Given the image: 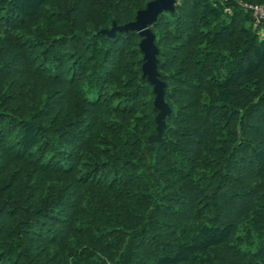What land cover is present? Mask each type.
Listing matches in <instances>:
<instances>
[{
	"label": "trees",
	"instance_id": "trees-1",
	"mask_svg": "<svg viewBox=\"0 0 264 264\" xmlns=\"http://www.w3.org/2000/svg\"><path fill=\"white\" fill-rule=\"evenodd\" d=\"M0 0V264H264V0Z\"/></svg>",
	"mask_w": 264,
	"mask_h": 264
},
{
	"label": "water",
	"instance_id": "water-1",
	"mask_svg": "<svg viewBox=\"0 0 264 264\" xmlns=\"http://www.w3.org/2000/svg\"><path fill=\"white\" fill-rule=\"evenodd\" d=\"M178 2L179 0H152L147 4L146 8L138 10L134 21L118 25L114 20L111 28H103L94 33V35L102 34L115 37L118 32L137 31L142 37L139 44L144 55L142 77L143 79L146 78L153 85L155 93L154 106L159 110L155 118L157 124L156 132L148 137L145 156H148V153L163 139L167 126V119L172 113V108L166 98L167 83L160 78L158 70V55L160 49L156 44V34L152 29V25L158 20L162 13L167 11L171 13L175 12Z\"/></svg>",
	"mask_w": 264,
	"mask_h": 264
},
{
	"label": "built area",
	"instance_id": "built-area-1",
	"mask_svg": "<svg viewBox=\"0 0 264 264\" xmlns=\"http://www.w3.org/2000/svg\"><path fill=\"white\" fill-rule=\"evenodd\" d=\"M245 7L252 10L253 16L256 22H261L264 20V5H255V4H244Z\"/></svg>",
	"mask_w": 264,
	"mask_h": 264
}]
</instances>
